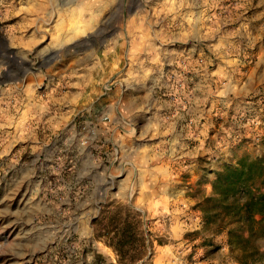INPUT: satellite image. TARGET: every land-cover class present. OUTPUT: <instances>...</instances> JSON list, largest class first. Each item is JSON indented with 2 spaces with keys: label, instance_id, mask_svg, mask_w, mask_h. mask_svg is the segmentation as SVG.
Returning a JSON list of instances; mask_svg holds the SVG:
<instances>
[{
  "label": "rangeland",
  "instance_id": "1",
  "mask_svg": "<svg viewBox=\"0 0 264 264\" xmlns=\"http://www.w3.org/2000/svg\"><path fill=\"white\" fill-rule=\"evenodd\" d=\"M131 1L155 30L159 21L170 31L178 19L184 30L193 21L194 50L175 68L205 66L215 79L203 87L199 107L188 82H172L174 93L169 82L152 88V100L164 106V119L153 124L172 135L139 143L155 152L151 163L174 164L162 175L119 170L121 152L142 127L117 113L133 93L127 81L89 75L95 48L105 43L92 36L86 76L65 56L80 46L63 42V16L78 0H0V72L25 70L0 85V264H238L225 230L207 218L220 168L264 153V78L256 76L264 64L256 67L253 52L262 0H178L177 8L176 0ZM225 65L232 74L216 77ZM106 232L122 234L123 256Z\"/></svg>",
  "mask_w": 264,
  "mask_h": 264
},
{
  "label": "crops",
  "instance_id": "2",
  "mask_svg": "<svg viewBox=\"0 0 264 264\" xmlns=\"http://www.w3.org/2000/svg\"><path fill=\"white\" fill-rule=\"evenodd\" d=\"M177 4L178 0H176V8ZM260 4L264 5V0L262 2L260 1ZM140 10L141 5L135 4L131 0H78L77 3L69 5V8L63 16V25L68 27L64 34L65 39L63 42L64 44L70 45L72 43L80 44L79 49L75 48L68 55L65 54V56L70 60L73 58L77 59L76 62L78 63L76 64L79 67L78 74L84 76L88 74L86 64H84L88 58V43L95 41L99 44L105 43L102 46L103 48H95V54H93L96 58L93 68L94 72L90 70L89 75L94 74L95 78L97 76L98 79L100 78L102 80L108 75L111 77L116 75L118 80L127 81V85L133 93L117 104V113L121 112L124 114L125 111L128 121L136 126L142 127L138 136H134L132 139L130 138L129 147H126V150L121 152V157L124 158L119 162V170H139L143 172L157 170L159 172L157 174L162 175L168 172V170H171L174 164L151 163L150 158L152 155H155V152L149 145L139 143L140 138L147 140H150L152 137L161 139L172 135L171 131L165 135L164 133L167 132H162L160 128L153 124L154 122L160 121V119H164L162 115L164 110L159 100H152V88H156L158 85L160 86L161 82L164 84H168L166 82H169L170 93H174L172 82H178L179 80H182L181 82L186 84L188 82L190 84V91L194 94L192 99L196 101V105L199 107L202 105L201 100L203 98L200 96V93L203 87L207 84L211 85L215 79L213 78V71L207 69L205 66H197L195 64L187 69L175 68L176 64L182 59L180 57L188 58L194 50L190 45L195 40V26L193 21L190 22V25H186L188 28L184 30L183 20L178 19L177 28L172 31L168 30L167 22L162 24L159 21V29L155 30L151 28L152 20L143 18L140 15ZM101 25L105 27V30L97 29ZM260 25L262 29L259 30L258 35L256 34V37L260 38V42L255 44L253 50L255 53L254 64L258 68L259 64L260 66L264 64H261L264 59V23L262 22ZM107 33H110V36L103 41L101 37H104ZM211 34L209 32L206 35L208 42L213 41L214 34ZM92 36L95 37V41L91 40ZM223 41L226 44L225 39ZM210 45H214V43L212 42ZM184 50H186V56L182 54ZM197 55H200V53ZM13 58L21 64V56L16 54ZM227 60L230 61L229 59ZM0 61L3 63L6 62L1 52ZM167 63H172V66L166 67ZM190 63L191 65L194 64L193 62ZM72 69L71 66H68L69 72ZM229 69L234 70L232 67ZM260 70L256 73V76L257 81L262 83L264 71L262 69ZM24 71L17 65L14 66L11 72L9 70L1 71L0 85L7 84L8 80L12 79L15 82L18 81L19 77L17 76L23 75ZM230 74L232 73H229L228 67L225 65L216 71L215 76L220 77L219 75H221V77H228ZM233 74H236V72L233 71ZM183 75L185 78L187 76V79H183ZM83 80L86 81L85 79ZM260 87L262 89V86ZM121 116L123 115H118L119 118ZM176 119L178 120L180 117L178 116ZM136 151H142L139 152L144 156L142 163L135 161ZM124 160L131 161L124 162ZM144 164H146V167L143 166ZM175 167L173 168L175 169ZM170 180L173 181V179ZM224 253V250L220 252L221 255H224ZM223 260L225 262L227 261L225 257ZM164 263L177 264L169 261H165ZM197 264L223 263H221L220 259L213 258L209 261H200Z\"/></svg>",
  "mask_w": 264,
  "mask_h": 264
},
{
  "label": "trees",
  "instance_id": "3",
  "mask_svg": "<svg viewBox=\"0 0 264 264\" xmlns=\"http://www.w3.org/2000/svg\"><path fill=\"white\" fill-rule=\"evenodd\" d=\"M209 200L213 205L208 209L211 215L207 221L214 217L219 223L217 230H225L227 244L238 252L237 263L264 264V153L254 158L242 157L235 165L221 167L212 183ZM106 236L108 245L119 257L123 256L126 250L122 234L106 232Z\"/></svg>",
  "mask_w": 264,
  "mask_h": 264
}]
</instances>
